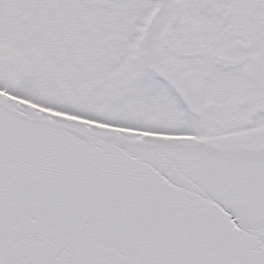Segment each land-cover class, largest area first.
<instances>
[{"label":"snow or ice","instance_id":"snow-or-ice-1","mask_svg":"<svg viewBox=\"0 0 264 264\" xmlns=\"http://www.w3.org/2000/svg\"><path fill=\"white\" fill-rule=\"evenodd\" d=\"M0 264H264V0H0Z\"/></svg>","mask_w":264,"mask_h":264}]
</instances>
